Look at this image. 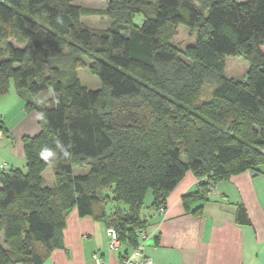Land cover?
<instances>
[{"label": "trees", "instance_id": "16d2710c", "mask_svg": "<svg viewBox=\"0 0 264 264\" xmlns=\"http://www.w3.org/2000/svg\"><path fill=\"white\" fill-rule=\"evenodd\" d=\"M76 1L0 0V98L13 87L39 118L38 134L22 138L25 170L0 164V264H43L64 249L73 210L137 249L148 193L158 212L192 172L204 181L183 196L188 209L264 166V0H103L104 10ZM82 16L112 26L90 28ZM180 26L195 33L183 53L172 44ZM227 57L248 64L242 80L225 77ZM112 203L127 208L108 214ZM235 221L249 225L242 205Z\"/></svg>", "mask_w": 264, "mask_h": 264}, {"label": "crops", "instance_id": "0c3cea01", "mask_svg": "<svg viewBox=\"0 0 264 264\" xmlns=\"http://www.w3.org/2000/svg\"><path fill=\"white\" fill-rule=\"evenodd\" d=\"M15 107L16 117L4 122L10 138L3 145L7 152L0 150V164L7 169L18 168L24 160L22 138L39 132L38 115L25 113L20 99ZM203 181L185 173L166 197L165 212L152 211L146 217L148 226L139 234L137 249L121 243L117 251L109 252L105 224L79 217L73 210L66 217L64 249L55 250L43 264H97L94 253L107 264H122L127 257L152 264H264V166L218 182L207 202L186 209L183 196ZM238 205L244 207L249 225L236 223Z\"/></svg>", "mask_w": 264, "mask_h": 264}, {"label": "rangeland", "instance_id": "374dc122", "mask_svg": "<svg viewBox=\"0 0 264 264\" xmlns=\"http://www.w3.org/2000/svg\"><path fill=\"white\" fill-rule=\"evenodd\" d=\"M239 2L243 0H237ZM75 6L85 7V8H91V9H99L104 10L106 8V3L103 0H80L72 3ZM80 21L85 24L87 27L95 28V29H107L112 26V21L107 18L106 16H82L80 18ZM141 21V17L139 15H136L134 17V22L136 24H139ZM12 43L16 45L14 41ZM195 43V33L189 32L188 29H186L184 26H180L177 30L176 36L173 38V46L176 47L181 53L185 50L186 47L194 45ZM249 66L246 63V61L241 57H227L225 60V71L224 75L226 78L234 79V80H242L246 72L248 70ZM78 77L83 86L88 88L89 90H96L100 86L99 80L92 76L88 69H81L78 71ZM5 97V96H4ZM20 99V97L17 95L16 91L13 87H11L10 92L6 95L3 100H0V121L3 122H9L12 118V120L16 117V102ZM21 100V99H20ZM6 137V136H5ZM10 139V138H9ZM7 137L3 138V140L0 143V150L7 152L3 145L8 143L9 140ZM0 151V154H1ZM1 158V156H0ZM0 159V163H1ZM25 160H20L18 165L19 169L25 170ZM88 171V169H79L74 168L73 173L75 175H82L85 174ZM43 179H44V186L52 187L54 185V177L51 171V168L48 167L44 173H43ZM214 190V189H213ZM212 190V191H213ZM211 191V193H212ZM104 194L110 195L108 191H106ZM151 194L148 193L144 208L142 209L140 215L141 217H147L148 214L151 213ZM165 206V205H164ZM115 207H118L121 210H126V206L123 203L118 204H108L106 206V211L108 214L113 212L115 210Z\"/></svg>", "mask_w": 264, "mask_h": 264}, {"label": "built area", "instance_id": "2783aa9c", "mask_svg": "<svg viewBox=\"0 0 264 264\" xmlns=\"http://www.w3.org/2000/svg\"><path fill=\"white\" fill-rule=\"evenodd\" d=\"M3 134L0 132V140L2 139ZM4 165V164H3ZM2 167V166H1ZM166 210V205L161 206L158 210L159 214H163ZM105 235L108 239L107 243V250L109 252H115L120 248V240L116 233V231L113 228H106ZM144 238V234L142 235ZM135 254H139V252H136ZM93 259L96 261L97 264H107L100 256L99 253L93 254ZM122 264H152L151 260H134L131 257H127L123 259Z\"/></svg>", "mask_w": 264, "mask_h": 264}, {"label": "water", "instance_id": "95a60500", "mask_svg": "<svg viewBox=\"0 0 264 264\" xmlns=\"http://www.w3.org/2000/svg\"><path fill=\"white\" fill-rule=\"evenodd\" d=\"M257 174L255 173V175L254 176H256Z\"/></svg>", "mask_w": 264, "mask_h": 264}]
</instances>
